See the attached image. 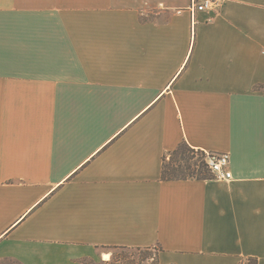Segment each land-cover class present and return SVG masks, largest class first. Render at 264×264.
I'll use <instances>...</instances> for the list:
<instances>
[{
	"label": "crops",
	"instance_id": "obj_1",
	"mask_svg": "<svg viewBox=\"0 0 264 264\" xmlns=\"http://www.w3.org/2000/svg\"><path fill=\"white\" fill-rule=\"evenodd\" d=\"M189 2L0 0V264H264V0ZM183 142L231 180L163 181Z\"/></svg>",
	"mask_w": 264,
	"mask_h": 264
},
{
	"label": "trees",
	"instance_id": "obj_2",
	"mask_svg": "<svg viewBox=\"0 0 264 264\" xmlns=\"http://www.w3.org/2000/svg\"><path fill=\"white\" fill-rule=\"evenodd\" d=\"M202 152L196 151L190 148L185 142L181 143L174 151L169 153V161L170 163H175L174 165H169L166 162V157L163 159L162 170H161V179L163 181H171V180H206L212 179L210 174L207 172L204 161L202 164L205 168L206 173H202L201 171H195L192 169L190 160L193 158L192 155L194 153ZM192 155H189V154ZM178 164V165H176ZM184 166V168L182 167ZM158 253L162 251V249L158 246ZM151 247L146 248H129V247H111L108 248V252L110 257L107 261H101L99 263H95L91 258H83L79 260V264H159L158 263V254L152 256L150 252H148ZM246 264H257V260L255 259H247ZM243 264V263H240Z\"/></svg>",
	"mask_w": 264,
	"mask_h": 264
},
{
	"label": "built area",
	"instance_id": "obj_3",
	"mask_svg": "<svg viewBox=\"0 0 264 264\" xmlns=\"http://www.w3.org/2000/svg\"><path fill=\"white\" fill-rule=\"evenodd\" d=\"M220 0H190L186 10L190 15V19L194 24L195 17L198 13H209L217 8ZM207 172L213 180L218 182H229L232 178L230 171V157L227 153L218 152H202Z\"/></svg>",
	"mask_w": 264,
	"mask_h": 264
},
{
	"label": "rangeland",
	"instance_id": "obj_4",
	"mask_svg": "<svg viewBox=\"0 0 264 264\" xmlns=\"http://www.w3.org/2000/svg\"><path fill=\"white\" fill-rule=\"evenodd\" d=\"M189 155H192L191 153L189 154ZM166 162L168 163V166L171 164V165H174L175 163H170V161H169V159H170V157H169V154H167L166 156ZM192 159L190 160V164H191V167H192V169H194L195 171H201L202 173H206L205 172V168H204V166H203V164H202V161H203V159H202V155L200 154V153H198V152H196V153H194L193 155H192ZM176 165H178V164H176ZM183 168H184V166H182ZM108 252V250L107 249H100V250H98L97 251V256H94V257H91V259L95 262V263H99V262H101V261H107V260H104L103 259V255L105 254V253H107ZM148 252H150V254H152V256H155V255H159V253H158V248L157 247H151V249L148 251ZM100 254V255H99ZM110 257V256H109ZM79 262V260L76 262V264H79L78 263Z\"/></svg>",
	"mask_w": 264,
	"mask_h": 264
},
{
	"label": "bare ground",
	"instance_id": "obj_5",
	"mask_svg": "<svg viewBox=\"0 0 264 264\" xmlns=\"http://www.w3.org/2000/svg\"><path fill=\"white\" fill-rule=\"evenodd\" d=\"M104 260H107L108 259V256L107 255H104V258H103Z\"/></svg>",
	"mask_w": 264,
	"mask_h": 264
}]
</instances>
